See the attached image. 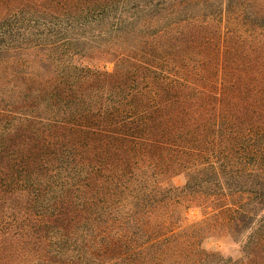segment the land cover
Returning a JSON list of instances; mask_svg holds the SVG:
<instances>
[{
  "label": "trees",
  "instance_id": "trees-1",
  "mask_svg": "<svg viewBox=\"0 0 264 264\" xmlns=\"http://www.w3.org/2000/svg\"><path fill=\"white\" fill-rule=\"evenodd\" d=\"M0 264H264V0H0Z\"/></svg>",
  "mask_w": 264,
  "mask_h": 264
},
{
  "label": "rangeland",
  "instance_id": "rangeland-1",
  "mask_svg": "<svg viewBox=\"0 0 264 264\" xmlns=\"http://www.w3.org/2000/svg\"><path fill=\"white\" fill-rule=\"evenodd\" d=\"M175 184L182 185L183 184V179H181V178L176 179L175 180ZM197 214H198L197 212L194 213V215H197ZM190 216H192V214H190ZM223 252H224L225 256H229V255H234L235 254L234 251H233V249L232 248H229V247L225 248L223 250Z\"/></svg>",
  "mask_w": 264,
  "mask_h": 264
}]
</instances>
